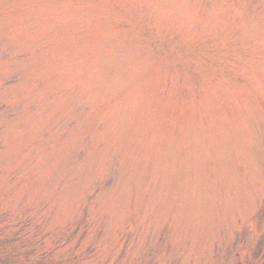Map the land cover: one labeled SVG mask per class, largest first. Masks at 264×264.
<instances>
[{
  "label": "rangeland",
  "instance_id": "1",
  "mask_svg": "<svg viewBox=\"0 0 264 264\" xmlns=\"http://www.w3.org/2000/svg\"><path fill=\"white\" fill-rule=\"evenodd\" d=\"M263 211L264 0H0V212L77 234L0 264H264Z\"/></svg>",
  "mask_w": 264,
  "mask_h": 264
},
{
  "label": "trees",
  "instance_id": "2",
  "mask_svg": "<svg viewBox=\"0 0 264 264\" xmlns=\"http://www.w3.org/2000/svg\"><path fill=\"white\" fill-rule=\"evenodd\" d=\"M7 215V212H0V260L8 262L19 261L21 258L29 259V256L32 255V253L38 248L44 247L46 244L45 240L43 241V239H39L38 237H43L49 233L43 234V227H40L35 222L33 223V229L35 230L33 233L31 230V221L23 220L14 223V219H5ZM14 228H16L18 232H21V235H18V233H8V231H12ZM60 239L63 241L65 238L61 237ZM57 243H59V240H57ZM38 245L41 246L37 248ZM10 246L19 247L20 249L11 254V251L6 250V248H9ZM44 250L43 258H46L48 256L46 253L48 250L45 248Z\"/></svg>",
  "mask_w": 264,
  "mask_h": 264
}]
</instances>
